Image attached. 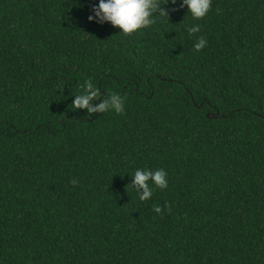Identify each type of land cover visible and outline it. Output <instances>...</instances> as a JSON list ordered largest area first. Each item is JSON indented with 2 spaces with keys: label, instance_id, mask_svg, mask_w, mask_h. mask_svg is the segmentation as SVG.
<instances>
[{
  "label": "trees",
  "instance_id": "obj_1",
  "mask_svg": "<svg viewBox=\"0 0 264 264\" xmlns=\"http://www.w3.org/2000/svg\"><path fill=\"white\" fill-rule=\"evenodd\" d=\"M98 2L0 0V264H264V0L129 35ZM89 80L124 111L73 110Z\"/></svg>",
  "mask_w": 264,
  "mask_h": 264
},
{
  "label": "clouds",
  "instance_id": "obj_2",
  "mask_svg": "<svg viewBox=\"0 0 264 264\" xmlns=\"http://www.w3.org/2000/svg\"><path fill=\"white\" fill-rule=\"evenodd\" d=\"M171 2L179 4L181 8H187L188 14L193 20L203 19L212 8V0H99L94 4L88 19L98 24L110 23L113 27L120 29L123 35H129L138 30L149 28L157 18L169 16L168 11L163 5ZM200 25L194 24L187 29L188 35L194 36L200 32ZM208 41L199 36L193 47L195 51H201L207 46ZM83 92L73 94L71 108L73 110L87 109L86 116L97 112H107L110 109L116 113L124 111V99L118 94H112L109 98H103V101L93 105V101L101 99V89L91 80L82 85ZM131 183L141 201L151 199L153 195L150 184L161 190L168 187V173L164 169L155 171L150 169H136ZM73 184L77 181L73 180ZM157 214H161L163 209L155 206L153 209Z\"/></svg>",
  "mask_w": 264,
  "mask_h": 264
},
{
  "label": "water",
  "instance_id": "obj_3",
  "mask_svg": "<svg viewBox=\"0 0 264 264\" xmlns=\"http://www.w3.org/2000/svg\"><path fill=\"white\" fill-rule=\"evenodd\" d=\"M209 116H210V114H209Z\"/></svg>",
  "mask_w": 264,
  "mask_h": 264
}]
</instances>
